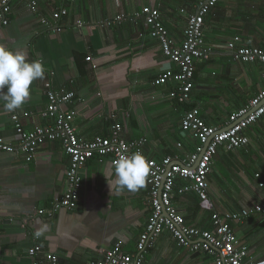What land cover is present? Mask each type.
Wrapping results in <instances>:
<instances>
[{
    "label": "crops",
    "instance_id": "0c3cea01",
    "mask_svg": "<svg viewBox=\"0 0 264 264\" xmlns=\"http://www.w3.org/2000/svg\"><path fill=\"white\" fill-rule=\"evenodd\" d=\"M35 1L38 15L31 14L24 2L15 1L8 25L0 26V44L24 51L29 61L42 58L45 67L44 78L33 81L30 98L20 109L9 112L0 103L1 137L11 140L13 114L25 131L48 123L41 117L47 106L43 84L53 72V85L76 95L69 109L75 113L73 126L80 140L108 137L111 120L107 116L114 115L122 137L144 140L143 153L153 160L170 157L183 166L197 153L198 143L181 130L186 107L177 103L174 84H152L166 70L177 68L163 56L143 21L98 24L133 16L142 8L157 9L170 41L179 47L187 19L180 10L193 12L198 0ZM61 6L67 16L56 33L54 26L42 25L41 16L49 19ZM79 21L85 25L79 27ZM235 36L244 46L264 49V0H222L205 18L203 39L212 55L195 64L191 99L205 123L221 131L228 128L230 115L245 108L264 88L260 64L238 63L226 50ZM246 135V147L231 152L219 149L213 159L208 175L211 210L202 208L194 194L172 199L187 226L212 231L213 213H236L262 203L258 184L264 182V116ZM68 165L57 142L42 144L32 162H26L22 153L0 151V264H32L27 252L34 246L57 255L60 264H89L109 250H135L151 212L148 186L145 182L135 192H112L107 181L115 177L109 160L94 157L85 164L73 211L60 210L52 217L37 214L61 200ZM42 225L45 231L37 238L35 232ZM232 229L248 249L245 264H264V216H251ZM214 259L203 251L179 247L163 233L144 255L143 264H214Z\"/></svg>",
    "mask_w": 264,
    "mask_h": 264
},
{
    "label": "built area",
    "instance_id": "2783aa9c",
    "mask_svg": "<svg viewBox=\"0 0 264 264\" xmlns=\"http://www.w3.org/2000/svg\"><path fill=\"white\" fill-rule=\"evenodd\" d=\"M15 1L24 2L31 14L40 13L35 0H0L1 27L8 25L11 4ZM220 1L222 0H198L193 12L180 10L182 14H187V19L179 47H174L170 41L157 9L142 8L133 16L127 18L117 16L98 24L105 27L118 26L123 22H136L141 19L149 36L158 42L163 56L176 66V72L166 70L152 84L164 85L167 82L174 84L177 103L186 107L180 127L183 132L191 135L199 148L196 154L187 158L183 166L175 163L176 159L170 157L160 161L147 157L143 153L144 140H125L121 135L122 126L116 122L114 115L107 116L111 120L108 137H96L91 141L80 140L73 126L75 113L69 109L76 100V95L64 88H56L52 82L53 72H49V79L43 84L47 106L41 117L48 123L32 131H25L18 116L13 114L11 121L14 134L11 140L0 136V151L10 155L22 153L26 162H32L38 148L46 142L59 143L63 153L68 157L69 165L65 173L62 198L53 204L49 211L38 210L37 214L40 216L52 217L60 210L73 211L76 208L81 189V170L90 159L97 157L100 160H109L111 163L118 154L137 150L145 155L150 164V175L146 183L151 212L135 250L132 253L109 250L103 253L101 259L91 261L89 264H143L144 255L163 233L169 234L179 247L186 248L190 252L203 251L213 255L214 264H245L248 249L238 242L232 226L254 215L264 216V182L258 184L262 190L260 205L244 208L236 213H213L210 217L212 231H202L187 226L172 204L175 196L190 193L198 198L202 208L211 210L212 206L208 198V175L214 157L219 149L231 152L246 147L249 144L246 130L264 116V88L245 108L236 110L230 115L229 126L222 131L207 125L200 115L199 108L192 103L195 64L199 61H208L212 55V49L205 45L203 39L205 18ZM61 2L67 3L70 0H61ZM66 16L67 10L61 6L50 14L49 19L41 16V23L48 27L54 26L53 31L58 33L61 31L58 23ZM78 25L83 27L85 23L79 21ZM225 47L233 60L238 63L260 64L264 80V49L244 46L238 36L227 42ZM86 60L89 61V58ZM180 182L182 184H179ZM40 255H42L41 259L35 260V257ZM27 256L32 260V264H60L57 255L42 252L40 246L28 250Z\"/></svg>",
    "mask_w": 264,
    "mask_h": 264
},
{
    "label": "clouds",
    "instance_id": "9594fccd",
    "mask_svg": "<svg viewBox=\"0 0 264 264\" xmlns=\"http://www.w3.org/2000/svg\"><path fill=\"white\" fill-rule=\"evenodd\" d=\"M44 76L42 58L29 61L24 51L0 44V103L7 111L20 109L30 98L33 81ZM111 164L115 179L107 182L112 192L138 191L150 175V164L139 150L118 154ZM45 228L46 225L38 228L35 236L43 235Z\"/></svg>",
    "mask_w": 264,
    "mask_h": 264
},
{
    "label": "water",
    "instance_id": "95a60500",
    "mask_svg": "<svg viewBox=\"0 0 264 264\" xmlns=\"http://www.w3.org/2000/svg\"><path fill=\"white\" fill-rule=\"evenodd\" d=\"M179 165H181V164H179Z\"/></svg>",
    "mask_w": 264,
    "mask_h": 264
}]
</instances>
